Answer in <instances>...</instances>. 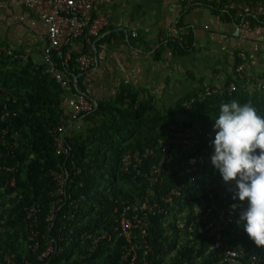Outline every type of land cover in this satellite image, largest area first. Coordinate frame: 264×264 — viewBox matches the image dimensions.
Here are the masks:
<instances>
[{
	"label": "trees",
	"instance_id": "1",
	"mask_svg": "<svg viewBox=\"0 0 264 264\" xmlns=\"http://www.w3.org/2000/svg\"><path fill=\"white\" fill-rule=\"evenodd\" d=\"M232 1L200 0L198 5L184 9L186 11L182 16L188 15L191 10L204 8L220 20L235 21L234 11L225 9ZM252 24L255 25V21ZM135 37L129 35L130 41L143 40ZM112 38H116L115 33L101 38L94 47L86 40H80L78 43L82 50L71 52L69 69H64L63 58L55 55L66 76L77 79L74 93L97 103L93 112L83 114L73 126H67L65 140L69 156L56 154L51 133L60 124L67 93L46 72L44 61L35 63L32 58L8 57L7 47L0 46L4 49L0 54V226L4 230L0 235V260L3 253L11 250L17 254V260L22 261L26 250L21 240L25 209L38 204L41 220L47 218L56 192V183L51 177L54 170L66 164L74 171L75 167L69 165V161L81 170L72 178L73 183L68 188L71 202L58 213L59 219L64 218V223L56 222L57 226L67 229L63 236L67 237L70 229L74 231V242L69 248L62 243L63 254L47 262L74 264L67 263L72 255L87 253L85 246L79 243L80 237L85 233L95 234L112 224L111 212L116 198L128 200L133 207L150 201L147 194L150 182L145 175L149 166L162 162L160 141L176 133L194 130L191 138L193 147L185 150L182 143L175 145L178 153L172 162L164 163L163 181L153 188L154 197L172 194L175 207L168 216L151 219L147 238L151 251L145 257L140 247L137 264H142L145 259L150 264H223L221 251L213 249L216 237L212 234V222L216 213L213 212L206 220L202 218L211 203L226 214L230 210L235 213L232 222L222 230L221 239L233 249H246L247 257L239 264H252L249 259L253 256L264 264V247H257L248 237L243 222L237 223L241 210L247 206L246 202L241 203L238 198L233 200L234 184H226L210 160L213 153L210 141L215 138L214 120L222 103L232 100L241 104L251 103L264 117V90L260 88L264 75L258 81L259 78L255 80L248 76L245 69L244 81H236L233 75V79L224 85L204 83L200 91L191 92L165 109L158 107V101L147 90L135 91L125 84L120 85L115 98L95 100L86 87L87 73L79 70L77 59L84 54L95 55L96 50ZM162 44L186 54L194 50V37L190 34L187 44L172 40ZM70 50H73L70 44L64 45L63 55ZM155 54L160 56L161 52L156 50ZM239 63L236 55L234 73ZM232 82L237 84V88L229 91L227 88ZM206 87H220L221 92L203 100L201 94ZM192 101V106L187 107L186 104ZM7 112L10 116L4 119ZM78 122L83 126L75 131ZM200 131L202 136H199ZM137 149H154L156 152L145 160L142 175L131 181V175H119V163L127 151ZM193 159L195 163H190ZM10 167L17 171L9 172ZM186 168H192V174L181 176ZM12 174L16 178L14 188L7 186ZM72 203L77 205L76 209L70 206ZM197 218H200L198 222ZM122 249L123 242L102 243L94 254L86 256L84 263L128 264L122 261Z\"/></svg>",
	"mask_w": 264,
	"mask_h": 264
},
{
	"label": "built area",
	"instance_id": "2",
	"mask_svg": "<svg viewBox=\"0 0 264 264\" xmlns=\"http://www.w3.org/2000/svg\"><path fill=\"white\" fill-rule=\"evenodd\" d=\"M184 6V9L189 10L191 7L198 5L200 0H179ZM212 2L213 0H207ZM25 7L32 13L42 16L47 25V45L43 52V61L46 65V72L51 78L60 85L67 93L64 99L65 107L63 114L60 116V124L52 129L51 133L54 137V147L58 156H69L70 150L66 145L65 132L67 126H73L83 114H89L97 107L95 101L89 100L84 95L74 93L77 88V79H71L66 76L61 65L55 60V55L61 56L62 66L64 69H69L70 61L72 60L71 52L68 51L65 55L62 53L64 45H73V42L86 40V42L94 47L95 43L101 38L108 35L107 27L109 22L103 16L95 14V0H25ZM226 10L234 11L235 21L237 22V36L242 32L252 27V22L255 21L258 31L264 37V0H233L225 6ZM253 20V21H252ZM193 31V26H184L175 24L169 28L166 33L161 36V42L166 43L169 40L178 41L180 44H187L189 35ZM139 36V34H136ZM4 50V49H3ZM0 48V54L3 51ZM8 57L28 59L26 56H20L11 50L6 49ZM240 63L235 66L234 79L245 80V63L247 56L239 52L236 54ZM236 58V57H235ZM78 68L83 73L90 72L97 64V59L92 54H84L77 59ZM237 88V84L232 82L227 88L233 91ZM260 88L264 90V81L260 83ZM221 92L219 88L206 87L205 92L201 94L202 99L214 93ZM192 102L186 104L187 107L192 106ZM9 112L5 113L3 118L9 117ZM196 134V133H195ZM202 131L199 136H202ZM194 130L176 133L173 137H167L159 143V153L162 155L161 164H154L148 167V174L145 177L150 182V189L147 192L150 201L142 206H132L127 200L124 201L121 197L115 199V206L111 212L112 224L101 228L95 234L85 233L80 237L82 246H85L87 253L76 252L72 255L67 263L85 264L84 260L88 254H94L102 243L118 244L123 242L121 253L122 261L128 264H137L138 249L141 247L144 250V256L147 257L151 251L148 242V232L151 219L155 217L168 216L175 207L172 194H167L162 197H154V186L156 183L163 181L164 163H170L178 153L175 145L182 143L184 149L188 150L193 147L192 137ZM154 149L145 150H129L122 157L119 163V175L125 177L131 175V181H135L137 176L142 175L144 162L155 155ZM69 165L75 167L74 171L66 167V164L61 166L59 170H54L51 173L52 179L56 183V192L53 194L54 200L51 202L50 212L45 220H41V209L38 204H32L25 209V217L22 221V238L25 244L23 259L21 262L17 260V254L8 250L2 254L0 264H48L50 260L59 258L64 252V246L71 247L74 242V231L69 230L67 237L63 236L64 226H57L56 222L64 223V218L59 219L58 213L62 207L71 202V193L68 188L73 183V177L80 174L81 170L76 168L74 162H68ZM186 162H183V164ZM8 171L15 173L16 168L10 167ZM192 174V168H186L181 172V176ZM13 175V174H12ZM7 186L14 188L16 186V178L13 175L8 181ZM73 209L77 205L70 204ZM213 212L212 234L215 235L216 241L213 249L220 250L223 264H239L241 259H246V249L236 250L223 243L221 232L234 219V211L230 210L227 214L215 204L211 206L203 214V220H206ZM212 217V216H211ZM200 218L196 219V222ZM4 232L0 226V235ZM43 246V248H42ZM252 264H262L263 261L258 257L253 256L249 259ZM142 264H150L148 259H145Z\"/></svg>",
	"mask_w": 264,
	"mask_h": 264
},
{
	"label": "crops",
	"instance_id": "3",
	"mask_svg": "<svg viewBox=\"0 0 264 264\" xmlns=\"http://www.w3.org/2000/svg\"><path fill=\"white\" fill-rule=\"evenodd\" d=\"M24 1L0 0V46L41 63L47 45V26L42 16L25 7ZM185 11L179 0H95V14L106 18L109 22L106 31L115 33L116 38L96 50L97 64L86 75V87L93 98L113 99L122 84L135 91L145 90L144 84L159 108H169L191 92L200 91L204 83L227 84L233 79L239 52L247 56V75L261 79L264 37L257 24L237 36L236 21L220 20L204 8L182 16ZM175 24L193 26L192 52L180 54L162 44L161 36ZM135 34L143 40L130 41L129 35ZM72 44L76 52L82 50L80 43ZM156 50L161 52L160 56H156ZM203 51L208 56H203ZM210 51L217 58L212 62ZM224 70H230V74ZM103 84L110 88L111 94L100 89Z\"/></svg>",
	"mask_w": 264,
	"mask_h": 264
},
{
	"label": "clouds",
	"instance_id": "4",
	"mask_svg": "<svg viewBox=\"0 0 264 264\" xmlns=\"http://www.w3.org/2000/svg\"><path fill=\"white\" fill-rule=\"evenodd\" d=\"M213 132L211 164L226 184H234L233 200L247 204L237 223L264 247V117L251 103L232 100L220 105Z\"/></svg>",
	"mask_w": 264,
	"mask_h": 264
},
{
	"label": "rangeland",
	"instance_id": "5",
	"mask_svg": "<svg viewBox=\"0 0 264 264\" xmlns=\"http://www.w3.org/2000/svg\"><path fill=\"white\" fill-rule=\"evenodd\" d=\"M206 12H208V11H206ZM208 13H209V12H208ZM209 14H210V13H209ZM213 18H214V17L210 15V19L213 20ZM135 36H136V34H135ZM137 42H138V41H137ZM137 44H138L139 46H141L140 43H137ZM201 52H202V51H201ZM210 53H211V59H209V60H210V62H212L213 60H215V59H217V58H216V55L213 54V52L210 51ZM197 54H201V53H197ZM203 56H205V55H204V51H203ZM206 56H208V54H206ZM206 56H205V57H206ZM219 65H220V64H219ZM218 69H219L221 72L223 71L222 68H219V67H218ZM224 71H225V70H224ZM222 73H223V72H222ZM224 73H226V74H230V70L225 71ZM149 87H150V92H151V86H149ZM142 88H145V90L147 89L146 86H145L144 84L142 85ZM100 89L103 90L104 93L107 92V93L111 94V90H110V88H108L107 85H105V84H103L102 88H100ZM152 91H153V90H152ZM112 93H113V92H112ZM82 126H83V123L78 122V123L76 124V126H75V131H78Z\"/></svg>",
	"mask_w": 264,
	"mask_h": 264
}]
</instances>
